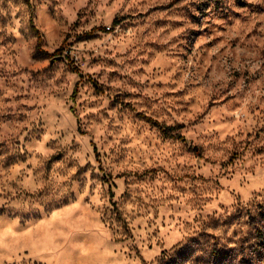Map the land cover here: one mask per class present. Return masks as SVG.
Masks as SVG:
<instances>
[{"label": "rangeland", "instance_id": "1", "mask_svg": "<svg viewBox=\"0 0 264 264\" xmlns=\"http://www.w3.org/2000/svg\"><path fill=\"white\" fill-rule=\"evenodd\" d=\"M0 264H264V0H0Z\"/></svg>", "mask_w": 264, "mask_h": 264}, {"label": "trees", "instance_id": "2", "mask_svg": "<svg viewBox=\"0 0 264 264\" xmlns=\"http://www.w3.org/2000/svg\"><path fill=\"white\" fill-rule=\"evenodd\" d=\"M149 121H150V119H148ZM155 123V122H154ZM155 124H157V123H155ZM164 134H167L168 135V133H167V131L166 130H164ZM177 138H182L181 136H178Z\"/></svg>", "mask_w": 264, "mask_h": 264}]
</instances>
